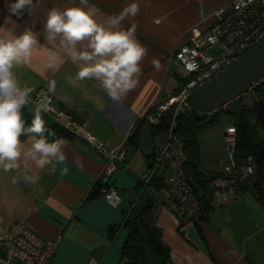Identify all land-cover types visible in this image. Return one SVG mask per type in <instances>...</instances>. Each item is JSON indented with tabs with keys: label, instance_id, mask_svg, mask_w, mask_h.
I'll list each match as a JSON object with an SVG mask.
<instances>
[{
	"label": "crops",
	"instance_id": "crops-1",
	"mask_svg": "<svg viewBox=\"0 0 264 264\" xmlns=\"http://www.w3.org/2000/svg\"><path fill=\"white\" fill-rule=\"evenodd\" d=\"M14 2L0 0V27H14L17 36L31 30L38 39L30 62L14 68L21 85L34 89L23 109L25 126L37 115L46 127L55 125L52 117L33 102L39 87L48 84L56 107L84 123L106 149L125 150L124 159L115 160L117 168L108 178L123 201L114 208L103 197L101 176L110 154L81 137H62L64 161L54 160L44 169L29 162V174H37L38 183H26L22 169H0V231L21 221L45 238L62 235L54 264H121V249L128 235L121 225L139 200V182L154 150V126L146 114L176 95L182 79L183 71L170 55L192 35L209 30L214 11L230 0H89L98 9L95 18L100 23L121 13L130 3L139 6V14L126 17L119 27L127 29L135 24L136 38L147 48V55L140 62L142 73L137 86L119 100L102 91L96 80L76 81L79 63L74 64L63 53L59 40L54 47L45 38L49 9L62 10L78 5L79 0H33L32 12L25 11L20 18L9 13L8 5ZM10 15L12 23L6 24ZM49 63L55 67L49 68ZM218 123L209 122L200 129V158L204 169L221 172L225 151L222 131L232 121L222 127ZM214 131H219L220 143L215 142ZM20 139L30 143L27 136ZM210 190L211 210L200 224L179 223L166 208L156 212L155 225L170 250L168 263L264 264V207L256 194L213 184ZM156 199L157 205L163 199L162 189ZM113 227L120 229L112 234Z\"/></svg>",
	"mask_w": 264,
	"mask_h": 264
},
{
	"label": "built area",
	"instance_id": "built-area-1",
	"mask_svg": "<svg viewBox=\"0 0 264 264\" xmlns=\"http://www.w3.org/2000/svg\"><path fill=\"white\" fill-rule=\"evenodd\" d=\"M214 22L205 33L190 37L188 43L174 49L171 59L182 69V79L176 95L167 102L156 104L147 114L146 119L154 127L161 123L164 113L175 108L170 125L158 132H153V154L151 155L142 181L147 183L154 175L167 172L162 187L163 199L156 205L155 214L161 208L171 211L179 223L200 224V196L194 177L185 167L189 162L185 143L176 133V117L192 108L187 102L189 93L195 87L207 82L210 78L232 63L245 49L255 45L264 37V0H230V3L218 7L214 13ZM264 80L255 85H259ZM254 85V86H255ZM253 86V87H254ZM33 102L41 111L49 114L53 123L73 137L86 140L96 149L107 151L110 159L102 171V182L105 185L102 193L111 207H119L122 198L114 185L108 184V178L117 168L115 160L124 159L125 150L106 149L85 126L84 123L66 110L54 104L49 85L39 87ZM196 113V112H195ZM203 113V112H198ZM236 132L233 124L228 125L222 133L225 144L221 160L222 176L213 180L217 188L248 179L255 174L256 166L252 156L238 163L235 156ZM62 241V235L45 238L25 222H14L0 231V264H54L55 257ZM89 264H95L90 262Z\"/></svg>",
	"mask_w": 264,
	"mask_h": 264
},
{
	"label": "clouds",
	"instance_id": "clouds-1",
	"mask_svg": "<svg viewBox=\"0 0 264 264\" xmlns=\"http://www.w3.org/2000/svg\"><path fill=\"white\" fill-rule=\"evenodd\" d=\"M34 7L33 0H15L8 5V10L20 18L25 11L31 13ZM97 13L98 9L89 0H79L78 5L62 10L53 7L44 22L45 38L54 47L59 40L63 53L74 64L79 63L76 81L96 80L102 91L119 100L137 86L142 73L140 62L147 55V48L136 38V25L127 29L119 27L126 17L139 14V6L130 3L104 23L96 20ZM11 15L6 18V24L12 23ZM37 46L33 31L25 30L17 36L14 27H0V169L5 172L22 169L25 182L30 184L38 183L39 176L29 174V162L44 169L54 160L62 162L66 158L65 141L56 138L50 142L48 137L55 133L46 128L39 115L27 127L23 119V109L34 89L21 85L14 68L28 64ZM48 67L55 65L49 63ZM21 136H27L30 143L22 142Z\"/></svg>",
	"mask_w": 264,
	"mask_h": 264
},
{
	"label": "trees",
	"instance_id": "trees-1",
	"mask_svg": "<svg viewBox=\"0 0 264 264\" xmlns=\"http://www.w3.org/2000/svg\"><path fill=\"white\" fill-rule=\"evenodd\" d=\"M253 91L258 96L264 97V82L253 87ZM241 97V96H240ZM240 97L234 99L225 108L214 113V117L205 122L204 117L208 114L187 111L176 117V133L185 143L186 155L189 162L185 169L194 177L197 184V193L200 196V221L207 220L211 210L210 182L221 177L219 171L202 170V160L200 158V129L209 122H218L222 114H227L232 118V124L236 132L235 156L238 163L243 162L249 155L253 157L256 166V183L249 187L246 182L238 183L240 191H250L256 194L258 201L264 207V100L256 101L252 107H243L240 104ZM175 108L163 114L161 123L153 127V132H158L167 128L174 116ZM55 136L48 139L62 137H72L59 126H47ZM47 135V133H46ZM142 193L138 202L127 212L122 228L128 231L122 252L121 264H169L170 250L164 243L161 229L155 225L156 194L162 189L163 181L158 175H154L147 183L139 182ZM119 227H113L111 233L114 234Z\"/></svg>",
	"mask_w": 264,
	"mask_h": 264
},
{
	"label": "water",
	"instance_id": "water-1",
	"mask_svg": "<svg viewBox=\"0 0 264 264\" xmlns=\"http://www.w3.org/2000/svg\"><path fill=\"white\" fill-rule=\"evenodd\" d=\"M264 80V37L187 97L194 112L216 111Z\"/></svg>",
	"mask_w": 264,
	"mask_h": 264
},
{
	"label": "rangeland",
	"instance_id": "rangeland-1",
	"mask_svg": "<svg viewBox=\"0 0 264 264\" xmlns=\"http://www.w3.org/2000/svg\"><path fill=\"white\" fill-rule=\"evenodd\" d=\"M261 84V83H260ZM260 99L263 101L264 100V97L262 95L258 96L256 92L253 91V87L248 90V92L244 95H242L240 97V104H242L243 107H252L254 105V103L256 101H260ZM214 113H209V115L205 116L204 119H205V122H208L210 120V118L214 117L213 115ZM232 121V118H230L227 114H222V116H220V120L218 121V125L219 126H225L226 124H228L229 122ZM219 131H214V137L216 138L215 142L217 141V143H220V133H217ZM223 132V131H222ZM221 168V166H220ZM202 170H206L203 168V165H202ZM221 170V169H220ZM207 171V170H206ZM161 172L163 173H159L157 174L158 177L162 178V181H163V185L165 184V179H166V174L167 172L164 170V169H161ZM190 174V173H189ZM221 174H222V171H221ZM242 182L241 180H237L236 183H233V184H230L229 186L230 187H236V189H238V183ZM244 182H246V184L249 186V187H252L257 181H256V172L255 174H253L252 176H250L248 179H245L243 180ZM210 186H212L213 184V181L210 182Z\"/></svg>",
	"mask_w": 264,
	"mask_h": 264
}]
</instances>
